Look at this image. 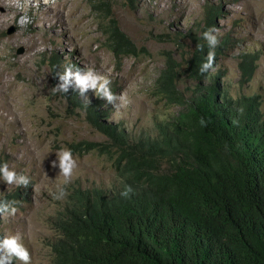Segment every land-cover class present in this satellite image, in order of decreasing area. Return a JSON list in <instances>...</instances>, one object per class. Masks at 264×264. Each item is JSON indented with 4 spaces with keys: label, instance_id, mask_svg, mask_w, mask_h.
I'll return each instance as SVG.
<instances>
[{
    "label": "rangeland",
    "instance_id": "obj_1",
    "mask_svg": "<svg viewBox=\"0 0 264 264\" xmlns=\"http://www.w3.org/2000/svg\"><path fill=\"white\" fill-rule=\"evenodd\" d=\"M210 6L220 8L218 32L213 34L219 50L223 48L212 73H223L222 84L233 97L260 95L264 111V0H6L0 4V164L8 162L10 169L30 179L28 187L8 186L0 180V198L16 191L24 197L14 217H0V238L19 233L32 264H54L52 247L59 236L54 220L73 189L111 192L119 186L113 162L93 152L73 154L78 167L68 183L58 176L59 168L51 166L56 153L70 149V144L106 140L84 108L73 105L65 93L52 91L59 81L51 58L58 55L61 73L71 64L74 69L91 67L106 75L111 91L123 92L128 104L117 110L91 90L86 94L90 103L80 96L81 101L96 104L108 115L106 122L120 125L133 138L154 136L157 123L183 110L157 96L160 73L171 57L180 71L179 91L191 95L197 83L188 73L196 49L192 37L202 35ZM21 16L31 22L22 25ZM113 23L133 43L136 55H117L110 47L108 27ZM244 54L257 56L248 84L241 82L239 68ZM61 191L66 195L57 198Z\"/></svg>",
    "mask_w": 264,
    "mask_h": 264
},
{
    "label": "trees",
    "instance_id": "obj_2",
    "mask_svg": "<svg viewBox=\"0 0 264 264\" xmlns=\"http://www.w3.org/2000/svg\"><path fill=\"white\" fill-rule=\"evenodd\" d=\"M219 15L218 6L208 7L202 34L215 28ZM108 32L117 55L137 54L116 23ZM192 39L196 49L188 73L197 83L185 96L178 88V64L167 59L156 94L183 110L157 123L154 136L133 138L106 122L108 115L96 104L82 102L77 91L66 94L106 138L69 148L112 161L119 186L111 192L72 190L53 224L59 235L54 264H264L262 98L233 97L222 84L223 73L202 74L208 52L216 51V61L223 48L210 49L203 35ZM241 58V82L248 84L257 56ZM60 63L58 55L51 58L54 76L61 73ZM125 185L133 189L128 198L120 194ZM23 198L16 191L6 200L18 205Z\"/></svg>",
    "mask_w": 264,
    "mask_h": 264
},
{
    "label": "clouds",
    "instance_id": "obj_3",
    "mask_svg": "<svg viewBox=\"0 0 264 264\" xmlns=\"http://www.w3.org/2000/svg\"><path fill=\"white\" fill-rule=\"evenodd\" d=\"M27 16H21L20 23L26 25L30 23ZM218 32V29L211 28L205 31L203 39L207 41L210 49H215L218 46L219 40L217 35L213 33ZM215 64V51L210 50L206 57V62L202 64L200 72L206 73L210 69H214ZM59 83L52 88L54 92H62L67 94L69 89L78 91L79 95L90 103L86 94L91 90L95 95L105 100L108 104L114 106L119 110L128 104L124 93L116 95L111 91V80L106 76L91 67L75 68L69 64L65 67L63 73L57 74ZM204 125V120L200 121ZM57 160L52 162L53 168H59V175L64 178L65 183L71 181L74 170L78 167L77 159L74 158L71 149L62 148L57 153ZM0 180L8 186L16 185L17 187H28L30 183L29 177L17 173L15 170L10 169L8 162L0 164ZM133 192L130 185H125L124 190L120 193L122 197L128 198ZM66 193L61 191V198ZM17 201H8L6 199L0 200V217L5 219L14 217L18 208L16 207ZM14 261H19L21 264H32L31 255L28 249L22 243V237L19 233L5 235L0 238V264H14Z\"/></svg>",
    "mask_w": 264,
    "mask_h": 264
},
{
    "label": "bare ground",
    "instance_id": "obj_4",
    "mask_svg": "<svg viewBox=\"0 0 264 264\" xmlns=\"http://www.w3.org/2000/svg\"><path fill=\"white\" fill-rule=\"evenodd\" d=\"M6 0H0V4H4ZM14 2H16L17 0H13ZM45 1V0H44ZM16 6V4H15Z\"/></svg>",
    "mask_w": 264,
    "mask_h": 264
}]
</instances>
